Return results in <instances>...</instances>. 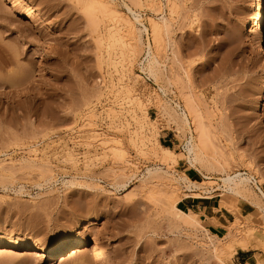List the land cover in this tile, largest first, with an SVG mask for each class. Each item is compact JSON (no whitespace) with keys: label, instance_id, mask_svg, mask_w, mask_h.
Instances as JSON below:
<instances>
[{"label":"rangeland","instance_id":"374dc122","mask_svg":"<svg viewBox=\"0 0 264 264\" xmlns=\"http://www.w3.org/2000/svg\"><path fill=\"white\" fill-rule=\"evenodd\" d=\"M19 1L48 27L0 0V245L18 247L0 253V264H100L97 253L108 264H234L211 243L221 245L233 233L264 245V202L255 184L250 195L236 197L222 191L221 172L191 166L183 154L187 130L155 103L182 105L188 97L209 144L225 154V171L254 176L264 191V45L252 28L255 0H174L171 13L167 0H107L132 21L139 43L131 63L114 67L107 62L106 30L119 27L128 40L121 22L102 19L95 29L82 0ZM122 2L137 12L139 24ZM162 16L168 29L155 54L150 20ZM148 43L164 75L157 80L140 69ZM136 97L158 127L156 140L175 153L172 165L129 143L141 116ZM155 167L169 175L146 173ZM184 174L201 183L199 195L219 194L229 221L223 238L209 234L198 215L197 225L173 223L171 210L164 211L167 198L183 211L196 200L172 184ZM74 240L98 252L53 260L51 252L22 250Z\"/></svg>","mask_w":264,"mask_h":264},{"label":"bare ground","instance_id":"6f19581e","mask_svg":"<svg viewBox=\"0 0 264 264\" xmlns=\"http://www.w3.org/2000/svg\"><path fill=\"white\" fill-rule=\"evenodd\" d=\"M5 1L7 2L8 5H10V7L12 9L17 10L18 13L22 14L30 22L38 23L40 25V28H42V29H45L48 27V24L46 22L41 21L35 12L27 9L25 7V5L23 3H21L19 0H5ZM82 1L84 2V5L86 2L87 3L89 2L88 4L86 3V6L88 5V8L90 10L88 9V10H86V12L89 11L88 12V20L95 27V29H97L98 24L102 19H108L112 24L115 23V25H117L116 23L121 22L120 24H122L123 26H125L127 28V29L125 28L126 29L125 31H126V33L128 31V33H127V35H129L128 40H123L122 35L119 34L120 28L117 26L116 27L118 29H116V28L114 29V28H112L113 27L112 26L111 28L109 27L106 30L107 31V38H106L107 43H106L105 48L107 50L106 49L105 50H106V53H108L107 54L108 55L107 56L108 57L107 58L108 64H110V66L114 67L118 64H122L123 62L128 60L129 57L131 58V55L134 56L135 54L133 55V53H134L135 49L137 50V46H139V43L137 46H136V43H134V40L136 38L135 39L133 38V34H135V31H134L135 28L133 27L132 21L127 19L125 17V15L123 17L120 11H117V9L113 8V5L110 3L111 1L110 2H108L107 0H82ZM167 1H169L170 7H168V9H169V12L171 13L174 11L175 7H177L176 6L177 4H174V2H173L174 0H167ZM122 3H123V6L128 11V13H130L132 15L133 20L138 23L139 16L136 14L137 12H135L127 3H125V2H122ZM253 10H254V13L256 14V16H255L252 28L254 30L255 36L264 45V37H263L264 0H255ZM150 21H151L150 22V27H151L150 30H151L152 35H153L152 40L154 41L156 53H155V51L152 52L150 43L146 44L147 49H146V55H145V64L143 63L144 65L140 69L142 71L147 72V74L149 73L151 75V77L154 79L157 76V74H159L158 76L163 75V73L160 74L162 69L160 70V72L158 70V69H160V68H158L160 63L158 62L156 55H154L153 53L158 54L160 46H161L160 39H161L162 32H164L168 29V25H167L166 18L164 16L160 17L158 20H150ZM118 25H119V23H118ZM122 25H121V27L123 28ZM143 29L147 30V28L145 26L143 27ZM137 32H138V34L136 33L137 34V40H140L141 36H139V33H141V29H138ZM137 40L135 42H137ZM138 42H140V41H138ZM135 53H136V51H135ZM131 61H132V59H131ZM131 61L128 60V63H131ZM118 62H122V63H118ZM158 78H155V79L157 80ZM126 90H128V89H126ZM160 90L165 95V89L160 87ZM131 97H134V96H131ZM184 98L185 99H183L184 101H182L183 102L182 105L179 103H175L174 106L165 105L163 102L161 103V101L158 100L159 98L157 100H155V103H157L159 108H161L163 110V112L169 116L171 121L174 124H176V127L178 125L179 128L184 127L187 130L188 136L186 137L185 143L183 145V148H184L183 154H184L186 160L188 161V163H190L191 166L199 164L203 168V170H206V171H210V172L219 171V172H221L222 176H220L218 179L222 182V186L224 187V188H222V191L224 190L228 194H231V195L236 196V197H240V196L243 197L245 192L248 193L250 191L249 190L250 189L249 184H251V183L255 184L257 191H258L257 194L261 198L260 200H262L264 202V191L259 187L260 182H258L254 176H249L250 174L247 175L246 173H242V172L227 173L225 171L224 166H223L227 160L225 158V154L223 153L222 150H219L220 148L211 146L209 144L208 139L206 137V133H205V127L202 124L200 118L198 117L199 115H197V113H196L197 108H196V110L194 109L196 106L194 104L193 105L195 107L192 106V101H190V99L188 97H184ZM137 99H138L137 97H136V99L131 98L133 103H135L139 100V99L138 100ZM129 100L130 99H128V101ZM261 106L262 107H260L259 109L262 112H264V103ZM135 107H137V110H138V112H140L141 116L137 119L134 118L135 122H136L135 127H137V130H134V132L132 131L133 133H132V135L130 134L131 136L129 135V138H128V140L130 141L129 143L134 145L136 148H137V146H139L140 148H142V149H140L142 151H146L144 149L147 148L146 152H149L150 155L157 158V160L159 161L160 164L168 166L170 164L172 165V163H175V160H176L175 153L172 151V149L167 147V146L161 145L156 140L155 136L157 135V132H155V130L158 129V127L156 129L154 127L155 125L152 127L153 124H151V123L153 121L151 122L150 120H148V116L145 112V108H143V105L140 104V101L137 102ZM171 121H169V122L171 123ZM149 122H151V123H149ZM191 124L194 125L193 130L191 128ZM116 150L118 151V149L114 148L113 152L115 153ZM120 152H122V151L120 150ZM115 154H118V152ZM122 155H124V153H122L120 156H122ZM181 156H182V154H181ZM222 163H224V164H222ZM217 165H218V168L220 167L219 169L217 168ZM199 168L197 170L201 173V175L203 176L204 179H206L208 181L212 179L210 174H203L200 170L202 168H200V169ZM146 173L150 176L153 175V178H155V176L157 177L159 174H161L158 176V178H160L162 176V174H168V171H162L161 168L155 167L153 169H147ZM151 177L149 179L152 180L153 178H151ZM170 177H171V175H170ZM173 178H174V180L172 179V184H173V181H175L177 184L183 185L182 187L184 188V191H185V193H183V195H185L187 197L192 196L194 198H203V199H209L211 197V194H209L207 191H205V194H207L205 196L199 195L197 192H195L196 189L200 188L201 183H198L199 184L198 185L197 183H194V181L192 182L190 177H188L186 174H184L182 176L177 175V177H173ZM260 178H262L264 180V177H260ZM160 179H162V177ZM160 179H159V181H160ZM68 182H71V181H68ZM68 182H66L67 185H69ZM72 182H74V180H72ZM117 184L118 183H116V187L122 183H120L118 185ZM168 186H172V185H168ZM247 195H250V192ZM253 195H255V194H253ZM175 196H173V197H175ZM255 196H254V198H255ZM177 197H178V194H177ZM177 197H175L176 198L175 200H177ZM254 198H253V200H254ZM167 199L171 200V198L170 199L167 198ZM172 199L174 200V198H172ZM256 199L257 198H255V201H256ZM168 200H167L168 204L165 201L166 204H164V205H167V206L164 207V205H163V209L164 208L167 209L166 212L170 211V210L172 211V213L170 211L168 215L171 214L170 217L173 216L172 219L170 218L171 221H173V223H174V221H176L173 219H177L178 222L185 221V220H187V221L190 220L189 222H191V223L192 222H194V223L198 222L196 219L197 214L195 212L191 211L190 209L183 211L175 205L174 201H172L173 203H171L172 205H170V203H169L170 201H168ZM257 201L255 203H257ZM168 206H170V208H167ZM165 209H164V211H165ZM261 211H262V214H264V208L263 207H262ZM195 224L197 225L198 223H195ZM195 224H194V226H196ZM232 234L227 235L225 237L224 243L221 245L211 243L213 251L215 252V254L229 258V257H232L233 254L235 253L236 247H241L243 249L249 245V241L244 236H239L237 234V237H236V235H232ZM17 248L18 247L15 246L14 244H3V245H0V253L7 252L8 250H15ZM22 250H23V252H25L27 254H44L47 252H51L52 258H54L53 260H55V259H61L63 256H65V254L67 252H70V254H75V255H78V254L79 255H81V254L86 255L87 252L90 254L95 253V252H98V247H96V246L87 247L84 244H82V242H80L79 240H74L72 242H63L59 247H57L56 249H52V250L49 248V246H47L46 244H43V243L24 244L22 246ZM62 253H64V254H62ZM95 260H99L100 264H108L106 262V260H104L100 256V254H98V253L95 256Z\"/></svg>","mask_w":264,"mask_h":264},{"label":"crops","instance_id":"0c3cea01","mask_svg":"<svg viewBox=\"0 0 264 264\" xmlns=\"http://www.w3.org/2000/svg\"><path fill=\"white\" fill-rule=\"evenodd\" d=\"M218 195L215 194L206 201L203 200L204 202L199 198H195L196 200L187 206V210L190 209L199 216L209 234L217 238H223L229 221L228 214L222 210L221 202L223 201L217 198ZM263 247V243L258 240L249 241L246 248L236 247L232 260L234 264H264Z\"/></svg>","mask_w":264,"mask_h":264}]
</instances>
